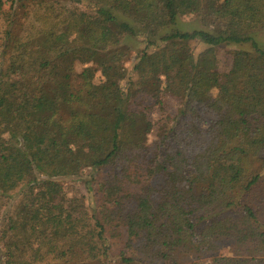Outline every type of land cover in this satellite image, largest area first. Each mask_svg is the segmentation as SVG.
I'll list each match as a JSON object with an SVG mask.
<instances>
[{
  "label": "trees",
  "instance_id": "obj_1",
  "mask_svg": "<svg viewBox=\"0 0 264 264\" xmlns=\"http://www.w3.org/2000/svg\"><path fill=\"white\" fill-rule=\"evenodd\" d=\"M81 1L89 11L55 2L56 10L53 0H0V217L19 192L0 228V264L63 260L78 251L99 259L109 251L104 232L113 216L131 249L120 251L123 264H156L195 235L199 243L232 240V254L185 264H264V47L253 37L264 30V0ZM186 14L211 30L161 33ZM29 16L32 27L23 31ZM233 20L243 22L241 34L232 33ZM126 25L146 43L134 77L122 65ZM192 41L207 47L195 56ZM225 43L253 50L230 52L221 72L217 48ZM76 59L96 64L100 94L92 93L97 69L75 72ZM161 84L181 107L149 151L148 100L162 105ZM31 98L48 107L30 106ZM111 162L122 169L107 180L113 209L103 204L101 216L80 197L67 198L56 179ZM223 164L234 174L196 179ZM130 184L143 192H129Z\"/></svg>",
  "mask_w": 264,
  "mask_h": 264
},
{
  "label": "rangeland",
  "instance_id": "obj_2",
  "mask_svg": "<svg viewBox=\"0 0 264 264\" xmlns=\"http://www.w3.org/2000/svg\"><path fill=\"white\" fill-rule=\"evenodd\" d=\"M31 1V0H29ZM53 2L61 3L60 5L66 6L69 8H81L83 10L89 11L90 6L88 2L81 1L76 2V0H53ZM57 3L54 4L55 9L57 10ZM64 6H61L64 8ZM31 13L33 14V10H31ZM123 18V17H122ZM128 23L130 22L129 19L123 18ZM31 17L29 16L28 20L26 21V26L23 25L22 30L29 32L31 29L30 25ZM243 28V22L239 20H233L231 31L234 34H241ZM180 30V31H193V30H211L208 26H206L202 19L195 14H186L183 16H180L176 23L164 28L161 33H167L171 30ZM125 32L124 38H122L121 42L122 44L126 45L129 48V55L128 57L122 61V65H124V68L127 71V77L133 75V65L137 62L138 57L141 54L142 49L145 47L146 43L143 41L142 37H137L131 33L129 30V26L126 25L123 29ZM73 37V36H72ZM72 37H70L72 39ZM255 41L258 43L260 47H264V30L256 33L254 36ZM191 47L193 50L194 55H198L201 51H203L207 45L198 42V41H192ZM153 47H150L149 50H152ZM235 49H244V50H253V47L250 45V43L245 44H233V43H225L222 44L220 47L217 48V57H218V67L219 71L225 72L229 69L230 64V52H232ZM86 66H92L95 69H97L96 64L91 62H80L77 59L73 63V68L75 72H80L84 67ZM103 81V76L99 69L95 70V75L93 79V86H92V93L94 95H98L101 93L102 87L101 82ZM127 78L124 80L122 79L120 81V85L123 88L126 83ZM160 91H164L161 98H162V105L161 103L153 104L152 101L148 100L151 103V108L148 111V118L150 120V126L148 128L147 136H146V147L150 151H156V144L159 141L158 132L160 128L163 126L162 123L164 122H172V119L175 117L176 113L180 110L181 107V100L173 96L166 91H168L164 84H161ZM212 96L216 93L215 90L212 92ZM139 100V99H138ZM27 103L30 106H37L40 108H46L48 107V102L46 100L40 99V98H31L27 101ZM164 157V148H159V160ZM121 166L117 164V162H111L106 166H103L101 168H94L91 169L89 167H85L81 169V171L77 175L73 176H63V177H56L58 181H60L63 184L64 192L67 196V198H71L73 196L80 197L85 204L86 209L90 214H93L95 216H101L100 214V208L103 204H107V208L109 211L113 209L110 203H108L107 199V189L108 185H111V182H108L107 180H110L111 177H114V175L121 171ZM235 169L228 165H220L218 170L212 174H199L196 179L200 182H206V183H213L219 180L223 175H233ZM30 175L32 177H38L39 173L35 172L34 170L29 171ZM123 187V182H122ZM129 192H136L140 191L143 192V189L140 188V185L130 184L128 186ZM19 192L15 191L13 192V196L11 198H8L1 217H0V228L3 226V219L5 215L9 212V210L13 209L14 204L16 203L18 197L17 194ZM116 208V206L114 205ZM121 208H123V199L121 203ZM102 217L110 218L111 215L107 214L102 215ZM110 219L107 221H110ZM111 222L108 224L107 231L104 232V236L106 238V242L108 244L107 254H102V256L99 259H86L84 255L80 254V251L77 252L73 258L70 256H67L66 259H57L53 256H47L44 261L38 262L37 264H123V260L120 258V251L124 250L127 255H131V249L129 247H125L126 237L124 235V227L123 224L120 223L115 216H113ZM91 222L94 223L92 220ZM106 224V225H107ZM1 243H3L0 240V247ZM195 247H200L201 252L195 251ZM232 247H233V241L225 238V237H219V238H212L208 242L199 243V237L194 236L193 237V243H188L186 245H179L174 248L173 253L171 254V257L168 259H163L161 261L155 262L156 264H185L186 262L190 260H197L200 258H206V256H218V255H231L232 254ZM104 249V247H103ZM106 253V252H105ZM145 264H150L149 262H146ZM252 264H261L258 262L252 261Z\"/></svg>",
  "mask_w": 264,
  "mask_h": 264
}]
</instances>
